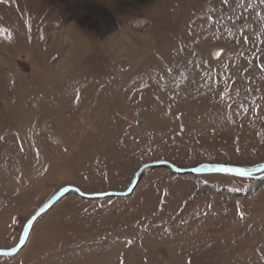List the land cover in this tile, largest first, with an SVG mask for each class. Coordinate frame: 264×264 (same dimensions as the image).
<instances>
[{
	"label": "rangeland",
	"instance_id": "1",
	"mask_svg": "<svg viewBox=\"0 0 264 264\" xmlns=\"http://www.w3.org/2000/svg\"><path fill=\"white\" fill-rule=\"evenodd\" d=\"M69 189L0 264H264V0H0V251Z\"/></svg>",
	"mask_w": 264,
	"mask_h": 264
},
{
	"label": "water",
	"instance_id": "2",
	"mask_svg": "<svg viewBox=\"0 0 264 264\" xmlns=\"http://www.w3.org/2000/svg\"><path fill=\"white\" fill-rule=\"evenodd\" d=\"M230 168V167H229ZM211 169H215V168H211ZM237 169H239V168H237ZM178 173H180V175H187V174H194V173H218V171H214V170H210V169H201V170H194V171H184V172H180V171H178ZM246 173V172H245ZM69 192H70V190L69 191H67L66 193H64L61 197H65V196H67L68 194H69ZM130 194H124V195H119V196H121V197H127V196H129ZM111 196H116V195H108V196H106V197H111ZM60 197V198H61ZM100 197H102V196H100V195H95V196H91L90 197V199H94V200H97V199H99ZM60 198L58 197L56 200H54L45 210H43V211H40L38 214H37V216H35L29 223H28V225H27V229H26V231H25V233H24V236H23V239H22V241H21V243L19 244V246L15 249V250H13V251H11V252H2V251H0V255H3V256H12V255H14L15 253H17L18 251H21L22 249H23V247H24V245H25V243H26V240H27V237H28V233H29V230H30V227L32 226V224H33V222L35 221V219L39 216V215H41L44 211H46V210H49L51 207H53L59 200H60Z\"/></svg>",
	"mask_w": 264,
	"mask_h": 264
},
{
	"label": "snow or ice",
	"instance_id": "3",
	"mask_svg": "<svg viewBox=\"0 0 264 264\" xmlns=\"http://www.w3.org/2000/svg\"><path fill=\"white\" fill-rule=\"evenodd\" d=\"M225 3H227V0H224ZM218 172H225V173H232L235 172L238 175H245V170L243 169H237V168H229V167H224V166H217L215 169H210Z\"/></svg>",
	"mask_w": 264,
	"mask_h": 264
},
{
	"label": "bare ground",
	"instance_id": "4",
	"mask_svg": "<svg viewBox=\"0 0 264 264\" xmlns=\"http://www.w3.org/2000/svg\"><path fill=\"white\" fill-rule=\"evenodd\" d=\"M117 48V47H116ZM221 53V52H220ZM217 58H218V53H216V55H215Z\"/></svg>",
	"mask_w": 264,
	"mask_h": 264
}]
</instances>
